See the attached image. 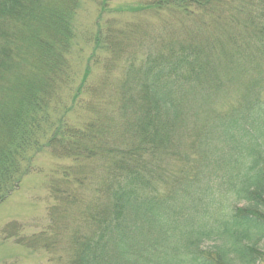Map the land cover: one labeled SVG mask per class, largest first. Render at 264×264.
<instances>
[{"label":"trees","instance_id":"obj_1","mask_svg":"<svg viewBox=\"0 0 264 264\" xmlns=\"http://www.w3.org/2000/svg\"><path fill=\"white\" fill-rule=\"evenodd\" d=\"M108 3L132 20L75 83L81 0H0V203L36 154L69 162L46 227L3 232L49 264H264V0Z\"/></svg>","mask_w":264,"mask_h":264},{"label":"rangeland","instance_id":"obj_2","mask_svg":"<svg viewBox=\"0 0 264 264\" xmlns=\"http://www.w3.org/2000/svg\"><path fill=\"white\" fill-rule=\"evenodd\" d=\"M100 1L102 0H81L75 14L76 42L72 53V59L76 63L75 83L79 81L85 63L93 51L92 37L96 32V25H102L110 18L118 19V23L132 20L126 14L106 12L99 18ZM139 1L141 0H109L108 8L133 6ZM99 74V67H94L89 80L95 81ZM77 116L73 115L72 119ZM68 163L66 160L54 158L47 151L36 154L31 171L22 178L19 187L0 203V264H49V255L43 249L32 250L19 245L3 230L7 224L13 222L22 227L25 235L37 233L46 227L47 210L52 204L47 180L52 177L51 171Z\"/></svg>","mask_w":264,"mask_h":264}]
</instances>
